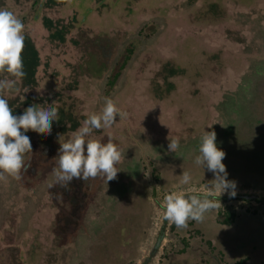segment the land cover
Here are the masks:
<instances>
[{
    "label": "rangeland",
    "instance_id": "1",
    "mask_svg": "<svg viewBox=\"0 0 264 264\" xmlns=\"http://www.w3.org/2000/svg\"><path fill=\"white\" fill-rule=\"evenodd\" d=\"M0 9L22 20L39 56L36 85L19 80L2 94L20 114L51 103L65 118L51 135L26 133L31 167L20 179L0 175V264H264L255 200L264 199V0H0ZM106 99L123 116L87 139L119 146L117 178L64 187L60 143ZM206 131L237 195L213 192L221 205L177 228L163 219L166 195L212 183L195 164Z\"/></svg>",
    "mask_w": 264,
    "mask_h": 264
},
{
    "label": "clouds",
    "instance_id": "2",
    "mask_svg": "<svg viewBox=\"0 0 264 264\" xmlns=\"http://www.w3.org/2000/svg\"><path fill=\"white\" fill-rule=\"evenodd\" d=\"M25 25L12 11L0 9V73L11 77L0 79V175L7 174L15 179L21 178V172L28 171L30 163L25 162V154L32 152V143L26 133L31 130L51 135L54 121L59 120L58 107L49 104H33L22 114L14 115L9 107L8 98L2 93L14 88L17 81L26 76L21 53L24 48ZM83 125L73 133L67 142L60 143L58 149L59 168L54 170L57 183L67 187L74 179L82 181L103 177L115 180L120 171L116 167L121 161V150L111 136L107 143L87 139L93 130L112 126L123 113L112 99H106L99 114H85ZM211 128V125H207ZM177 140H170L169 152H176ZM47 157V150L43 152ZM225 151L218 147L216 132L206 131L201 138L199 154L195 164L213 174L212 183L206 185L209 191L189 193L173 191L166 195L163 219L174 223L177 228H186L188 221L202 222L205 215L217 209L221 203L212 198L213 192L235 198L237 183L228 179L223 160ZM148 175V174H145ZM190 173L183 171L180 183L189 184ZM52 186V185H50Z\"/></svg>",
    "mask_w": 264,
    "mask_h": 264
},
{
    "label": "trees",
    "instance_id": "3",
    "mask_svg": "<svg viewBox=\"0 0 264 264\" xmlns=\"http://www.w3.org/2000/svg\"><path fill=\"white\" fill-rule=\"evenodd\" d=\"M53 36V35H52ZM23 64H24V71L26 72V76L21 79V82L26 87H32L36 85V67L39 64V56L38 52L35 49V47L31 44L30 40L25 37L24 40V48L21 53ZM9 107L13 110L14 115H19L21 113L20 107L13 108L9 105ZM59 120L56 122L57 125L62 126L63 123H65V118H63V114H60ZM73 118H69V121H72ZM77 126V124L74 122L72 125V129H74ZM43 135L42 133H39ZM255 200L264 202V199L262 198H255Z\"/></svg>",
    "mask_w": 264,
    "mask_h": 264
}]
</instances>
